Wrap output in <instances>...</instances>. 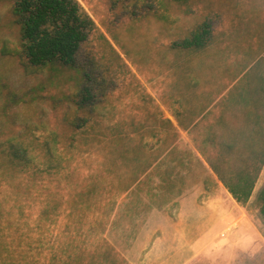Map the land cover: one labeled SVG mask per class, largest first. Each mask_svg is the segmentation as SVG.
Instances as JSON below:
<instances>
[{
    "label": "rangeland",
    "instance_id": "374dc122",
    "mask_svg": "<svg viewBox=\"0 0 264 264\" xmlns=\"http://www.w3.org/2000/svg\"><path fill=\"white\" fill-rule=\"evenodd\" d=\"M78 1L95 28L76 69L28 63L16 0H0V142L16 136L36 157L25 167L0 154V264H132L129 234L167 200L169 165L193 162L187 184L204 187L199 160L216 176L198 147L213 152L264 114V98L242 91L264 60V0ZM203 22L209 44L183 48ZM83 85L99 102L92 112L78 106ZM53 133L64 158L48 154ZM263 184L264 167L216 256L195 264H264Z\"/></svg>",
    "mask_w": 264,
    "mask_h": 264
},
{
    "label": "trees",
    "instance_id": "16d2710c",
    "mask_svg": "<svg viewBox=\"0 0 264 264\" xmlns=\"http://www.w3.org/2000/svg\"><path fill=\"white\" fill-rule=\"evenodd\" d=\"M14 14L22 26V52L28 63L37 67L60 64L79 69L77 56L95 28V22L78 0H16ZM211 38V25L209 22H203L189 38L182 40L180 45L185 49L200 50L209 44ZM257 68L259 71L256 73ZM247 76L249 77L247 88L242 91L253 92L264 98V60H259ZM76 96L79 99L80 109L86 105L92 112L99 103L96 101V95L87 85L80 87ZM256 101H260V99H256ZM259 103L261 106L259 105L258 108H264V102ZM261 112L253 114L251 120L256 123L254 126L242 128L239 131L232 129L229 141L215 143L212 142L214 139H210L212 144L215 143L213 152L198 147L206 156L209 168L216 176H208L206 166L197 157L199 161L196 164L200 168L202 173L200 178L204 181L206 189H210V185L214 184L215 180L220 181L234 199L242 205H246L251 200L264 167V114ZM81 119L75 121L78 127H82L89 120ZM79 121L82 122V125H79ZM52 135L51 141H45L48 154L64 158L66 152L59 148L56 133ZM241 139H244V144L240 143ZM245 151V157L241 159L242 163L238 161L239 163L235 165L234 159H237ZM0 154L20 161L21 165L25 167L36 161L30 147L20 142L16 136L8 137L0 142ZM192 154L194 153L192 152ZM192 164L193 162L183 163L184 167L180 169H177L179 164L169 165L166 177L161 179L162 184L167 186L169 195H165L167 200L162 204L152 205V208L162 207L191 189L192 184H187V177L192 171ZM138 196L141 201L144 199L141 195ZM257 199L264 217V185L260 189ZM119 204L120 201L114 199L113 206L117 207ZM113 206L110 208L111 213L115 211ZM140 214V210L135 207L133 209L134 218ZM137 233L138 231H133L129 235L135 238Z\"/></svg>",
    "mask_w": 264,
    "mask_h": 264
},
{
    "label": "crops",
    "instance_id": "0c3cea01",
    "mask_svg": "<svg viewBox=\"0 0 264 264\" xmlns=\"http://www.w3.org/2000/svg\"><path fill=\"white\" fill-rule=\"evenodd\" d=\"M217 182L220 186L206 189L201 184L162 207H153L127 252L131 263L195 264L202 256H216L214 249L229 215L237 208L245 210Z\"/></svg>",
    "mask_w": 264,
    "mask_h": 264
},
{
    "label": "built area",
    "instance_id": "2783aa9c",
    "mask_svg": "<svg viewBox=\"0 0 264 264\" xmlns=\"http://www.w3.org/2000/svg\"><path fill=\"white\" fill-rule=\"evenodd\" d=\"M231 224H229V226H227L223 231H222V236L226 237L227 231H225L226 229H228L230 227Z\"/></svg>",
    "mask_w": 264,
    "mask_h": 264
}]
</instances>
